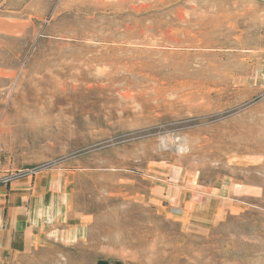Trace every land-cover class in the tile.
Masks as SVG:
<instances>
[{
    "label": "rangeland",
    "instance_id": "374dc122",
    "mask_svg": "<svg viewBox=\"0 0 264 264\" xmlns=\"http://www.w3.org/2000/svg\"><path fill=\"white\" fill-rule=\"evenodd\" d=\"M0 264H264V0H0Z\"/></svg>",
    "mask_w": 264,
    "mask_h": 264
},
{
    "label": "crops",
    "instance_id": "0c3cea01",
    "mask_svg": "<svg viewBox=\"0 0 264 264\" xmlns=\"http://www.w3.org/2000/svg\"><path fill=\"white\" fill-rule=\"evenodd\" d=\"M11 185H0V255L8 252L16 254L25 247L30 238V224L22 209L10 205Z\"/></svg>",
    "mask_w": 264,
    "mask_h": 264
},
{
    "label": "built area",
    "instance_id": "2783aa9c",
    "mask_svg": "<svg viewBox=\"0 0 264 264\" xmlns=\"http://www.w3.org/2000/svg\"><path fill=\"white\" fill-rule=\"evenodd\" d=\"M3 152L2 145L0 143V158ZM0 172H1V163H0ZM13 177V174H5V175H0V185H7L11 182Z\"/></svg>",
    "mask_w": 264,
    "mask_h": 264
}]
</instances>
